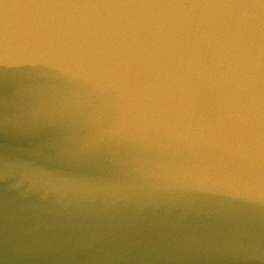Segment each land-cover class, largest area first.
Returning a JSON list of instances; mask_svg holds the SVG:
<instances>
[{
  "label": "water",
  "instance_id": "water-1",
  "mask_svg": "<svg viewBox=\"0 0 264 264\" xmlns=\"http://www.w3.org/2000/svg\"><path fill=\"white\" fill-rule=\"evenodd\" d=\"M0 264H264V0H0Z\"/></svg>",
  "mask_w": 264,
  "mask_h": 264
}]
</instances>
